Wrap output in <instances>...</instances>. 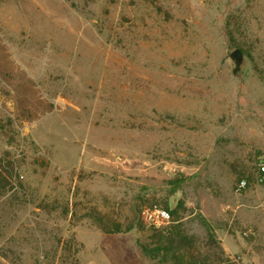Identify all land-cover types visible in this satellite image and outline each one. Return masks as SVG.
<instances>
[{"label":"rangeland","instance_id":"rangeland-1","mask_svg":"<svg viewBox=\"0 0 264 264\" xmlns=\"http://www.w3.org/2000/svg\"><path fill=\"white\" fill-rule=\"evenodd\" d=\"M260 158L264 0H0V264H264Z\"/></svg>","mask_w":264,"mask_h":264},{"label":"trees","instance_id":"trees-1","mask_svg":"<svg viewBox=\"0 0 264 264\" xmlns=\"http://www.w3.org/2000/svg\"><path fill=\"white\" fill-rule=\"evenodd\" d=\"M168 211L173 216L175 211ZM171 224L165 229L154 228V237L156 238V245L152 252L155 256H161L164 262H170L172 264H197V259L194 256H189L188 261H184L183 254L180 249L188 242V237L179 230V225ZM172 226V227H171ZM119 229H116L118 231Z\"/></svg>","mask_w":264,"mask_h":264},{"label":"built area","instance_id":"built-area-1","mask_svg":"<svg viewBox=\"0 0 264 264\" xmlns=\"http://www.w3.org/2000/svg\"><path fill=\"white\" fill-rule=\"evenodd\" d=\"M257 182L261 183L264 181V159L260 158L258 160L257 164ZM246 183L244 181H240L236 185V191H240L245 187ZM225 209L228 208V206H224ZM142 218L145 220V222L154 228L157 229H165L170 223L171 218L167 210L157 206L152 205L148 208H145L142 211ZM201 264V263H200Z\"/></svg>","mask_w":264,"mask_h":264},{"label":"water","instance_id":"water-1","mask_svg":"<svg viewBox=\"0 0 264 264\" xmlns=\"http://www.w3.org/2000/svg\"><path fill=\"white\" fill-rule=\"evenodd\" d=\"M229 59L233 62L234 68L232 70V73L235 74L242 63L243 56L240 50L234 49L233 51L230 52L229 54Z\"/></svg>","mask_w":264,"mask_h":264}]
</instances>
